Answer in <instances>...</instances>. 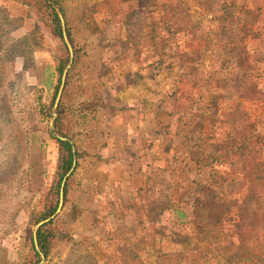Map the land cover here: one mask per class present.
<instances>
[{
    "label": "rangeland",
    "instance_id": "1",
    "mask_svg": "<svg viewBox=\"0 0 264 264\" xmlns=\"http://www.w3.org/2000/svg\"><path fill=\"white\" fill-rule=\"evenodd\" d=\"M49 3L62 7L70 33L73 61L60 99L61 130L78 158L42 264H264V180L253 179L264 176V0ZM226 3L234 9L224 18L219 9ZM245 10L250 25L243 24ZM64 48L51 31L49 11L34 0H0V264L32 259L30 239L45 220L38 221L55 180L53 138L63 137L51 119ZM230 60L242 69L241 94L233 90ZM135 110L144 135L135 126L123 128L125 148L152 165L142 179L152 199L136 208L141 221L117 214L107 219L110 210L123 209L82 192L80 169L102 164L100 147L120 140L121 125L135 120ZM182 117L195 124L198 155L216 153L213 161L199 168L184 162ZM236 130L247 138L245 150L230 143L238 141ZM131 155L126 165L134 171ZM244 164L249 167L241 174ZM206 185L209 201L199 197ZM168 200L191 222L172 218ZM198 223L209 225L208 235L195 231Z\"/></svg>",
    "mask_w": 264,
    "mask_h": 264
},
{
    "label": "trees",
    "instance_id": "2",
    "mask_svg": "<svg viewBox=\"0 0 264 264\" xmlns=\"http://www.w3.org/2000/svg\"><path fill=\"white\" fill-rule=\"evenodd\" d=\"M35 1V6L37 8H39L40 10H46L49 11V15H50V19H51V31L58 37V39L61 41L62 45L64 46L63 40H62V32H61V28L59 25V20L57 17V14L55 12L54 6L53 4L49 3V0H34ZM234 9V5L232 4H224L222 5V7L219 9V13L224 14V18L226 16L229 17V14H225L228 12H231V10ZM60 12L62 13L63 17L65 18V13L64 10L62 9V7H60ZM240 13L238 12H233V14H238ZM243 18H245V20L243 21L244 25H250L251 22H249V13L248 11H243ZM232 16V15H231ZM66 34L68 39L71 41L70 39V33L68 31V29H66ZM128 35L131 37L133 35H131L129 27H128ZM205 41V39H203ZM215 47H212L210 50H214ZM201 49V48H200ZM203 50V49H202ZM202 50H200L202 52ZM208 50V49H207ZM204 52V51H203ZM203 52L201 53V57L203 56ZM69 63V55L67 50L64 48V54L62 57H60V59L57 62V66H56V72L58 74V82L60 81L61 75L63 70L65 69L66 65ZM229 64L227 67H233L235 68V72L233 73L232 76V82L233 84V90L236 94H241L242 92V79L243 76L240 75L242 72V69L240 67H238V64L235 63L234 60H230ZM226 68V67H225ZM187 79V77H185ZM187 81V80H186ZM174 87L172 86L170 89H173ZM168 93H170V91L168 90ZM173 93V92H172ZM176 93V91H174L173 94H170V98H173V95ZM166 96V94H165ZM168 98V97H166ZM169 99V98H168ZM163 103L160 105H158V107L161 109H163L162 107ZM60 108H61V102L60 105L58 107V117L54 122V132L63 136L64 138H66L67 136L64 135L62 133L61 130V126H62V115L60 113ZM200 113V110H199ZM202 114V113H201ZM241 114V118H247V115L243 112L240 113ZM169 116H171L170 114H168ZM190 116L193 117V113H190ZM184 118V117H182ZM191 118V117H190ZM183 120V119H182ZM185 120V121H184ZM184 129L187 131L188 133H186V137L184 139V154L185 155H189L187 156L189 160H185L184 157V162H189L191 164H195L198 166V168L200 167L201 164H208L209 161H213L214 157L216 158V156H218L216 153L213 154H206V155H202L199 156L198 152L200 151V145H201V141L197 140L196 142H199L198 144H196V142L194 141V135L192 132L193 127L195 126L193 121H190L189 119H187L186 117L184 118ZM201 124V120L199 122ZM198 123V124H199ZM189 126V128H188ZM201 125H198V129H201L200 127ZM237 127V126H236ZM192 128V129H190ZM238 129V128H237ZM241 129V126H240ZM243 132V131H242ZM240 133L239 131L236 130L237 135H235V137H238V141H231L230 143H232V145H235L234 147H236V149L238 150H245L246 149V140L247 138L241 139L240 136H243V133ZM158 134H161V131L158 132ZM165 134V133H164ZM58 146V159H57V167H56V172H55V180L53 183H51V186L48 190L47 193V197L45 198V206L43 209V213L42 215L39 217L38 221L43 220V219H47L50 216H52L58 206V199H59V192H60V187H61V183L63 181L64 176L66 175V173L69 171V169L71 168L72 162L74 159L78 158V151L77 148L74 151V153L72 152L73 149V144L68 140V141H61L57 138H53ZM171 141L169 140V143ZM239 144V146H238ZM228 153L231 154L233 152V150L235 149H230V147L228 148ZM245 163H247L245 161ZM254 167V164L252 162V164ZM245 166V167H244ZM244 168L241 169V174H246L245 169H248L249 166L247 165H243ZM197 170V169H196ZM73 174L74 172L67 178L65 184H64V188H63V200L64 203H67V195H68V186H69V182L70 180L73 178ZM262 175H258L253 179L256 180H264V176L261 177ZM252 180V178L250 179ZM259 185V184H258ZM262 185V184H261ZM211 185H206V187H204L203 189L200 190V196H207L206 198H204V200L209 201V197L212 194L211 190L209 189ZM49 196L54 197L53 199H49ZM205 204V202H204ZM203 205V204H202ZM167 209L170 211V213H172L174 216H179L181 218V225L190 223V219L188 217V214L186 212H184L181 207H179L178 204H175L173 201H167ZM54 219L49 221L48 223L44 224L42 227H40L37 232H36V242H37V246L39 249V252L41 254H43L44 258L47 257L49 250H50V240L53 236V232H51L50 230V226L52 225ZM195 231H197V233L205 236L208 235L210 227L209 225H202V223H198L194 226ZM31 242V252H32V259L23 261L21 264H37L38 261L40 260V255L39 253L35 250L34 247V243H33V237H31L30 239Z\"/></svg>",
    "mask_w": 264,
    "mask_h": 264
},
{
    "label": "crops",
    "instance_id": "3",
    "mask_svg": "<svg viewBox=\"0 0 264 264\" xmlns=\"http://www.w3.org/2000/svg\"><path fill=\"white\" fill-rule=\"evenodd\" d=\"M158 105L159 104H157L155 108L157 109V111H160L161 109L158 107ZM135 111L136 114L134 121H126L122 123L120 140L119 138L113 137L112 140H115L114 144H112V141L111 144L109 141H106L100 147V150L98 151V156L100 159L98 160V162L102 161V164L99 165V163H95L93 165H89L88 168L86 167L84 169H80L82 170V173L79 175L81 177L79 181L82 192L86 193L91 199L93 197L94 202L99 200L101 202H104V204L116 203L118 204L119 208L123 209L120 210V214L119 211H113V209L110 210V215L108 214L106 216L107 219H110L112 217L114 218L117 214L116 218H119L120 220L124 218H132L133 221H141L142 217L138 216L139 213L136 212V208H138L142 204H146L147 202H149V200L151 201L152 199L149 198V200H147L146 185L145 182L142 181V179H145L146 176L145 168L151 170L152 165L148 167L147 160L144 156L141 157L140 155L135 153L134 155H131V151L128 152V149L125 148L127 144L126 135L128 131L124 130L123 128L134 130L135 126L136 132L141 136L144 135V130L140 127L141 123H143L141 113L139 114L141 116V120L139 121L138 110ZM118 113L119 115H123L122 111ZM116 114H114V116H110L106 124L111 125V122L113 123L114 118H117ZM103 115L104 113H102V117ZM113 133V131H110L109 135L111 136ZM105 140H107V138H105ZM119 146L121 147V149L119 148ZM112 152H116L115 155H113ZM128 154L132 156L131 160L133 166H137L136 170L134 171L131 170L133 167L130 169V167L126 165L129 160ZM118 166H120L121 168L119 171ZM156 170L158 169L156 168ZM161 171L163 173L162 169ZM130 174L133 178H130ZM132 179H134V182H132ZM160 188H162L161 185ZM150 208H152V205H150ZM165 210L169 211L167 208H165ZM134 211L136 214H134ZM171 217H174L172 213ZM145 218L147 219V217ZM152 234L153 233H148L147 236L152 237ZM128 249L131 250L130 247H128Z\"/></svg>",
    "mask_w": 264,
    "mask_h": 264
},
{
    "label": "water",
    "instance_id": "4",
    "mask_svg": "<svg viewBox=\"0 0 264 264\" xmlns=\"http://www.w3.org/2000/svg\"><path fill=\"white\" fill-rule=\"evenodd\" d=\"M55 12H56V14L58 16V19L60 21L63 41H64V43H65V45L67 47V50L69 52V63H68V65L66 66V68L62 72L61 79H60V85H59V88H58V91H57V94H56V97H55V100H54V103H53V108H52L53 109V113H52V119H51V128H53L52 125H53L55 119L57 118L56 110L58 108V105H59V102H60V99H61V96H62V93H63V89H64V85H65V79H66V76H67L68 69L70 68V66L72 64V61H73V50H72V47H71V45L69 43L66 31H65V23H64L63 16H62L60 11L55 10ZM56 138L61 140V141H68V139L63 138V137H58L57 136ZM72 152L74 153V149H72ZM75 165H76V163H75V159H74L73 162H72L71 168L66 173V175L64 176L63 181L61 183L60 192H59V201H58V206H57V209H56L55 213L52 216H50L49 218H47V219H45L43 221H40L35 226V229H34V232H33V243H34L35 250L39 253L40 259H41L38 264H42L44 256H43V254H41L39 252V249H38V246H37V242H36V232L44 224H46L49 221L55 219V217L60 213V211H61V209L63 207V202H64V200H63L64 184H65L67 178L73 173Z\"/></svg>",
    "mask_w": 264,
    "mask_h": 264
}]
</instances>
